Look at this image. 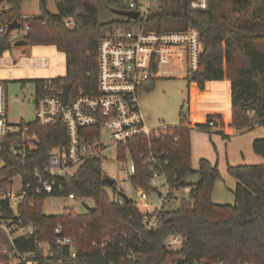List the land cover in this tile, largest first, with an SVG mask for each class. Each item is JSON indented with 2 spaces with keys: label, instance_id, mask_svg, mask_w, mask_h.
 I'll list each match as a JSON object with an SVG mask.
<instances>
[{
  "label": "trees",
  "instance_id": "1",
  "mask_svg": "<svg viewBox=\"0 0 264 264\" xmlns=\"http://www.w3.org/2000/svg\"><path fill=\"white\" fill-rule=\"evenodd\" d=\"M23 0H0L10 7L0 13L1 25L18 20L25 30L24 37L31 45H54L66 56V74L57 78L35 79V89L41 86L71 85V94L80 88L95 84L89 75L97 68V47L104 35L105 23L100 21L101 6L119 8L117 0H55L58 13L46 9L48 0H40L43 14L24 17ZM189 0H163L160 8L149 17V26L158 30L197 28L202 36L203 71L187 77V112L178 125H167V134L148 141L137 137L119 148V158L129 150L137 171L131 176L135 185L149 187L151 167L167 173L170 192L164 203L165 221L154 231L144 230L141 213L134 199L123 204L113 201L108 193L117 189L109 184L100 158L83 162L71 177H57L50 194H42L33 206L24 205L17 211L9 209L7 201L0 204V216L22 218L31 224L34 232L12 238L13 251L27 255L36 264H128L126 251L137 248L142 252L139 264H193L198 258L223 259L237 264L244 259L264 264V161L259 164L229 165L236 178L235 202L217 203L212 198L215 182L220 178L216 164L201 158L199 168L192 166L191 129L213 132V119L221 126L237 129L253 128L264 124V0H210L206 10H193ZM72 20V25L67 20ZM11 32H0V55L13 48ZM156 80L146 84L153 88ZM144 90V91H145ZM39 135L38 149L25 160L7 153L3 174L11 177L24 168L28 176L35 167L43 168L52 147L64 148L66 129L61 121L40 126L29 123ZM227 136V135H226ZM253 149L264 159V137L253 140ZM152 153L153 160L144 164ZM197 174L195 182L188 177ZM44 178L49 177L43 173ZM189 187V199L179 205L177 190ZM92 198L95 211L46 214L44 200L48 196ZM61 225L62 231L56 232ZM171 234L181 235L177 247L165 244ZM70 237L77 257L70 254V246L62 245L59 238ZM47 241L50 254L41 251L40 243ZM104 243V245H103Z\"/></svg>",
  "mask_w": 264,
  "mask_h": 264
},
{
  "label": "built area",
  "instance_id": "2",
  "mask_svg": "<svg viewBox=\"0 0 264 264\" xmlns=\"http://www.w3.org/2000/svg\"><path fill=\"white\" fill-rule=\"evenodd\" d=\"M162 2L163 0L131 1L124 10L136 11L138 16H127L126 23L137 26L138 29L134 31L127 28L123 32L104 34L100 38L96 55L97 68L89 73L91 77H95V84L87 89H77L71 96L70 89L65 104L61 98L63 88L59 89L53 84L41 86L40 91L35 90L33 95L36 112L31 121L13 123L8 120L6 84L0 80V204L7 201L9 209L14 212L20 206H33L37 197L53 192L57 177H71L83 162L93 158L103 160L111 150L115 151L116 158L120 161L125 162L131 157L127 172L130 178L136 173L137 166L130 151L127 150L126 157L120 159L119 148L140 136H145L151 142L162 133L167 134V125L151 128L147 124V118L139 103V97L146 84L165 75L164 65L171 63V59L167 58L169 50L179 54L178 75L191 77L202 68L204 44L197 28L189 26L182 30H158L149 27V15L160 8ZM209 3L210 0H189L188 4L193 10H206ZM67 24L72 25V20L68 19ZM17 30L21 28L11 31V39L25 38V32L21 35ZM0 32H7V25H0ZM7 53H13L14 56H7ZM13 65L45 67L47 58L28 57L18 53L17 47L13 46L0 55V66ZM58 121H61L66 129L67 141L64 148L52 147L43 168L35 167L31 176L27 175L24 168L11 177L3 174L7 166V153L19 157L25 164L27 157L38 149L39 135L35 130H31L30 122L50 126ZM209 125L211 128L221 127L220 122L215 119L211 120ZM140 157L145 158V154ZM153 159L150 153L143 163L148 164ZM74 166L76 169H71ZM151 172L148 180L150 189L137 185L140 191L138 200H135L144 230L147 231L156 230L165 221L163 207L170 192L166 171L152 166ZM43 173H47L49 177L44 178ZM16 177L20 178L18 188H15ZM150 191H155L162 199L159 205L153 206L149 203ZM69 198L75 199V196L70 194ZM112 199L118 204H123L125 198L122 189L117 187L112 191ZM0 226L10 235L13 232L22 235L34 232L33 226L24 223L22 218L0 216ZM61 231L62 227L58 225L56 232ZM182 241L181 235L171 234L165 244L179 246ZM58 242L70 246L71 256L77 257L72 238L62 237ZM141 256L142 252L137 248L131 247L126 251L128 264H139ZM193 264L227 263L223 259L198 258ZM237 264L258 263L244 259Z\"/></svg>",
  "mask_w": 264,
  "mask_h": 264
},
{
  "label": "rangeland",
  "instance_id": "3",
  "mask_svg": "<svg viewBox=\"0 0 264 264\" xmlns=\"http://www.w3.org/2000/svg\"><path fill=\"white\" fill-rule=\"evenodd\" d=\"M131 1L133 0H117L121 9H127ZM9 7V3H1L0 13ZM46 9L52 14H57L58 9L55 0H48ZM21 11L24 17L40 16L43 14L41 1L23 0ZM99 18L101 22L105 23L104 34L123 32L127 28L134 31L138 29L137 26H130L126 23V15H119L105 6L100 7ZM149 27L156 28L153 24ZM17 32L22 35L25 30L21 29ZM17 49L20 48L17 47ZM24 54L32 57H46L47 65L45 67L0 66V80L5 82L7 91V116L8 120L13 123L22 120L31 121L35 118L36 108L32 100L35 93V79L57 78L66 74L65 53L59 51L54 45L30 44ZM6 55L14 56L13 53ZM167 58L171 59V63L164 65L165 76L158 78L153 88L143 91L139 97L140 106L147 118V124L151 128L178 125L184 119L182 112L184 114L187 112L185 102L188 95L187 79L178 75L180 73L179 54L172 51ZM225 127H228L227 136L217 132L218 130L224 131ZM212 130L213 132L210 133L196 127L191 129L192 166L194 169H198L201 158H207L211 163L216 164L220 171V178L215 182L212 198L217 203L233 204L235 195L232 189L235 186L236 178L229 172V165L259 164L264 161L262 156L257 155L253 149V140L264 137V124H258L253 128L245 127L241 130L231 125L212 128ZM130 163L131 157H128L125 162L120 161L116 158L115 151L111 150L103 159L102 169L107 176L115 179L117 187L122 189L124 194L131 199L138 200L140 190L132 182L127 172ZM71 169L75 170L76 166ZM197 179V174L188 177V181L192 182L197 181ZM19 181L20 178L16 177L15 188H18ZM189 189V187H184L177 190L175 195L178 199L172 200L171 204L177 206L182 198L189 199ZM108 193L112 197L110 188H108ZM161 200L155 191L148 192V201L151 205L157 206ZM85 204L94 206L93 199L48 196L44 200L43 211L46 214H60L69 211L84 212L86 210ZM18 234L19 232H13L10 235L0 226V264H31L34 262L26 259L27 255L22 254L20 256L13 251L12 238ZM40 248L43 254H50L51 246L47 241L41 242Z\"/></svg>",
  "mask_w": 264,
  "mask_h": 264
},
{
  "label": "water",
  "instance_id": "4",
  "mask_svg": "<svg viewBox=\"0 0 264 264\" xmlns=\"http://www.w3.org/2000/svg\"><path fill=\"white\" fill-rule=\"evenodd\" d=\"M112 11L119 14V15H126V16L133 17V18H136L138 16V12H136V11L124 10L121 8H113ZM21 27H22V23L18 20H14V21L7 24V32H11L13 30L20 29ZM28 44H29V42L26 38H21V39H17V40L13 41V46H15V47L25 46ZM203 70H204V66H202L200 71H203ZM70 89H71L70 84H64L63 85V90L61 92V98H62V102L64 104L66 103V101L68 99ZM33 101H35V99H33ZM107 179H108L109 184H113L115 181V179H113L109 176H107ZM124 198L126 201L131 199L126 194H124ZM85 208H86V210H88L90 212L96 210L95 206H91L88 204H85ZM184 262H185V258L180 256V257H178L176 264H183Z\"/></svg>",
  "mask_w": 264,
  "mask_h": 264
},
{
  "label": "crops",
  "instance_id": "5",
  "mask_svg": "<svg viewBox=\"0 0 264 264\" xmlns=\"http://www.w3.org/2000/svg\"><path fill=\"white\" fill-rule=\"evenodd\" d=\"M30 44H28V45H25V46H19L18 48H20V49H17L18 50V53H22V54H24V52L26 51V49L28 48V46H29ZM172 51H174V50H169V53H171ZM178 53V52H177ZM25 55V54H24ZM27 56V55H26ZM28 57H32V56H28ZM180 60V59H179ZM165 75H162L161 77H164ZM36 90V89H35ZM227 128L228 127H225V130L224 131H222V130H218L217 132H221L223 135H228V132H227ZM192 144V143H191ZM236 183H237V180H235V186H236ZM235 186H234V188L232 189V191H233V193H234V189H235Z\"/></svg>",
  "mask_w": 264,
  "mask_h": 264
}]
</instances>
